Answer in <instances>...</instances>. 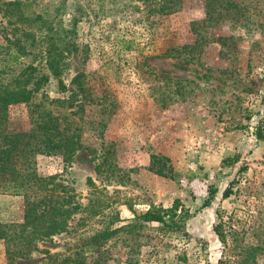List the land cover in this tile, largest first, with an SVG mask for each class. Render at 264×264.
Masks as SVG:
<instances>
[{
    "label": "rangeland",
    "instance_id": "rangeland-1",
    "mask_svg": "<svg viewBox=\"0 0 264 264\" xmlns=\"http://www.w3.org/2000/svg\"><path fill=\"white\" fill-rule=\"evenodd\" d=\"M20 1L25 18L71 33L60 74H35V100L94 102L102 140L86 126L82 142L104 141L109 162L98 170L84 149L36 157L68 215L14 264H264V0H181L171 13L161 0ZM14 26L0 13V30ZM27 127L26 107L12 108L9 129ZM175 205L189 213L176 231L137 218ZM23 210L0 192V223Z\"/></svg>",
    "mask_w": 264,
    "mask_h": 264
},
{
    "label": "trees",
    "instance_id": "trees-1",
    "mask_svg": "<svg viewBox=\"0 0 264 264\" xmlns=\"http://www.w3.org/2000/svg\"><path fill=\"white\" fill-rule=\"evenodd\" d=\"M180 2L161 0L168 13L174 12ZM20 5V0H6L0 5L1 17L7 25H15L0 30V192L21 196L24 206L21 224L0 223V240L7 243V264H14L17 258L29 255L38 241L60 233L66 224V219L56 220L63 214L68 215L67 211L61 212L55 206L58 202L53 200V192L58 186L49 188V179L38 175L36 157L53 155L62 157L64 162H71L76 152L84 149L89 155L101 159L96 165L98 170L109 162L104 141H99L96 148L84 146L82 142L83 132L88 130L86 126L102 140L105 126L92 112L94 102L86 103V96L81 97L77 106L70 98L61 100L42 96L35 100L37 91L31 88L34 81L38 83L35 74L42 68L52 70L55 75L60 74L59 59L71 50V33L52 30L41 16L33 20L25 18L23 14L26 13L19 8ZM40 20L42 25L46 24L44 31L41 26H35ZM24 23L33 26L26 28L22 26ZM19 105L26 107L28 127L12 131L9 129V115L12 108ZM257 138L261 139L262 135L257 134ZM152 160L155 162L156 158ZM226 161L228 165L235 163L234 159ZM157 173L164 176L160 171ZM229 191L225 190L224 198L228 197ZM207 205L205 202L203 206ZM177 209L176 205L168 210L148 209L137 218L144 223L163 225L164 233L176 231V223L189 216L188 211L181 208V213H178ZM213 231L219 242L225 244L222 225H214Z\"/></svg>",
    "mask_w": 264,
    "mask_h": 264
}]
</instances>
